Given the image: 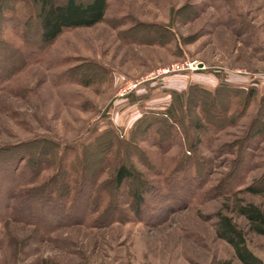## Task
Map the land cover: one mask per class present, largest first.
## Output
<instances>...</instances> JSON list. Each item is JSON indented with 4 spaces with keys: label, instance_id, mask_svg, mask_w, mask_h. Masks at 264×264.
<instances>
[{
    "label": "rangeland",
    "instance_id": "rangeland-1",
    "mask_svg": "<svg viewBox=\"0 0 264 264\" xmlns=\"http://www.w3.org/2000/svg\"><path fill=\"white\" fill-rule=\"evenodd\" d=\"M36 25L24 31L27 42L37 47H30L34 54L29 66L11 78L0 66V147L34 141L27 148L29 153L36 161L43 157L46 161L38 186L55 176L58 149L70 146L81 155L85 144L112 129L120 139L137 147L128 149L124 156L114 147L107 165L102 161L106 149L101 148L91 159L96 161L89 165L90 175L94 178L108 166L98 177L104 183L112 179L121 162H129L163 188L168 171L183 161L187 150L191 151L189 145L193 143L188 135L192 136L193 130L180 122L184 132L182 136L170 133L176 140L168 146L170 136L133 131L144 113L165 111L171 102L170 92H184L190 84L214 91L226 82L256 89L258 96L247 107L248 101L241 98L245 110L237 119L222 118V111L230 105L227 95L221 94L214 101L206 98L205 103L213 105L203 108L212 117L207 120L210 131H206L212 138H199V151L189 160V167L196 161V169H202L200 175L191 170L197 183L185 194L189 204L180 201L173 203L174 210L161 212L158 207L165 203L156 200L152 203L157 205V217L147 219L143 215L141 220V216H130V222L103 227L110 212L98 224L52 220L55 207L43 208L35 201L25 204V196L16 192L11 203L13 216L0 218V264H240L233 249L216 236L214 216L219 212L229 215L246 232L251 250L264 261V237L249 232L246 220L234 212L235 197L224 194L226 190L236 191L241 201L264 211V195L246 191L254 187L264 192V141L249 155L246 150L243 153L241 141L252 124V130L257 131L264 120L263 108L260 121L254 122L264 97V0H108L103 22L67 30L44 50H39L43 46L38 42L40 30ZM11 26L0 10V39L22 48ZM161 26L173 38L159 45L155 42ZM165 36L171 38L168 33ZM145 37L147 44L141 42ZM12 54L0 44V60L9 70L14 59L8 55ZM192 61L206 69L159 75L175 64ZM142 80L137 89L128 90L131 83ZM129 105L134 107L129 109ZM191 110L190 115L202 114L198 107ZM42 140L50 143L42 144ZM24 151L19 149V153ZM3 155L14 156L13 152ZM81 164L73 157L66 162L67 168L79 174ZM70 179L77 180V176ZM229 181L233 184L225 190ZM97 217H90V222Z\"/></svg>",
    "mask_w": 264,
    "mask_h": 264
},
{
    "label": "trees",
    "instance_id": "trees-1",
    "mask_svg": "<svg viewBox=\"0 0 264 264\" xmlns=\"http://www.w3.org/2000/svg\"><path fill=\"white\" fill-rule=\"evenodd\" d=\"M0 6L6 22L12 23L13 26L11 27L15 30V36L19 37L23 43H21V48L13 42L10 43L9 41H3L4 39L2 38L0 39V44H4L6 49H9L13 53L12 56H14L8 55L11 57L10 59H14L11 63V70L7 66L2 65L3 62L0 60V66L5 67V75L11 78L29 66L33 60L31 59V55L34 52L30 50L33 44L27 42L25 39L24 31L26 29L29 31L34 27V24H37L36 27L40 30L38 42L43 46L39 50H44L45 46L55 42L67 30L91 28L103 22L108 10V0H1ZM8 13L14 16L11 17ZM143 26L151 27L156 25L143 24ZM160 28L161 33L155 43L159 45L166 44L172 40L173 35L167 32L168 29L165 27L161 26ZM167 33L171 38L168 39L165 36ZM141 42L147 44L149 41L145 37ZM33 46L36 47L35 45ZM6 59L10 60L9 58ZM208 70L206 71L208 72ZM221 94L227 95L228 97H226L230 100L227 102V104H230L229 107L222 111V118L227 116V118L234 117V119L239 118L244 112L243 110H245L244 107L247 104L249 106L258 96L256 89L237 88L226 82H221L214 91L208 90L199 84H190L184 92L180 93L175 90L170 92L171 102L165 111L146 112L143 114L141 120L136 123V127L133 128L134 132L148 135L150 132L156 131L160 138H162V135L170 136L168 146H171L174 140H176V137L171 134L179 132L182 136L184 130L182 129L183 126L179 125L180 122L185 123L187 126L191 125L193 133L192 136L188 135L190 142L192 141L193 143L189 145L191 151L187 150L186 156L184 155L183 161L180 162L181 164L178 163L180 165L177 164L178 166L175 165L173 169L168 171L167 175L169 177H166L164 182L165 187L163 188L154 185V182L146 178L143 172L127 161V163L121 162L117 166L110 181L100 183L98 179V177H101L106 172L108 166L102 169L100 173H97L94 178L93 175H90L92 171L89 165L96 161V159L92 161L91 159L97 156L96 152L100 153L101 148L106 149L104 155H102V161L107 165V163H110V158L113 157L112 152L114 147L117 146L120 149L119 154L121 156H124L128 149L135 148L134 146L137 147V145H133L135 144L134 142L120 139L112 129L97 136L94 142L88 145L85 144L82 147L81 155H78L75 148L70 146L61 150L58 149V154L56 155L58 159L56 174L48 180V184H43V186L38 185L42 173L46 170V161L45 157L38 161L32 158L33 155L29 153L27 148L33 144V140L18 142L12 146L0 147L1 220L13 216L14 210L11 209V203L13 195L16 192H19L21 196H25V198L23 197L25 204L27 201H35L41 202L42 205L40 206L43 208L45 206V208L55 207V209L53 208L54 212L50 214L52 220H73L74 223L72 224L79 225L98 224L99 220L106 213L110 212L106 225L103 227L115 222H130V216H141V220H143V215H146L145 218L147 219L157 217V205L154 206L152 203L156 200L157 203H165L161 208L158 207V210L161 212L165 209L174 210V204L180 201L185 202V204L188 202L189 204L190 202L185 199V194L189 193L190 186L193 183H197L194 181L197 180V177L191 175V170L197 171L196 174L198 173L199 175L202 172L200 167H197L198 170L196 169V165H198L196 161L190 162L191 167H189V160H191V157L195 158L193 152L198 153L199 151L201 144L199 138L202 139L204 136L208 140L212 138V135L206 132L210 131L209 129L211 128L208 126L207 120L212 117L207 116L203 112V108L205 106L210 109L213 105H207L205 100H207L206 98H211L210 100L214 101L221 98ZM242 97L245 98L244 101H248L244 107L242 106L243 103L240 102ZM262 99L260 100L261 102L254 122L260 121V113L264 108ZM197 107L202 110V114H198L197 117L196 113L193 112L194 114L190 115L191 109L193 108L194 111ZM238 110L241 112L240 114ZM191 116L193 117L191 118ZM260 124L261 128L257 131L252 130L254 126L252 124L250 132L246 133L248 136L241 139V141H244L242 151L246 150V155H249L248 152L252 148H258V144L262 140L264 141V120ZM138 126H141L139 130L137 129ZM215 127L219 128L216 123ZM218 130L220 131L221 128ZM253 132L255 133L253 134ZM193 138H196L195 142H193ZM101 139L104 140L101 141ZM104 141L105 145L103 144ZM250 141L253 142L251 143ZM44 143L50 142L42 140V144ZM160 145L164 146L162 142ZM19 149H24L25 151L19 153ZM6 152H13L14 156L3 157V153ZM115 155L117 156L118 152ZM72 157L75 163L77 160H80L84 165L82 169L80 168V174L75 172V170H71L70 167L67 168L66 162ZM238 159L236 164L240 161ZM233 173H236L235 169ZM73 176H77V180H71L70 178ZM133 183L135 184V188L133 187ZM229 183L230 186L233 184L232 181H229L225 190L230 188ZM246 191L254 195H264V192L254 187H247ZM224 194H231V197H235L234 212L246 220L249 232L264 237V211L253 203L246 204L241 201L239 193L236 191L226 190ZM2 200L5 201L3 202ZM96 214H98V217L92 219L90 222V217ZM214 218L216 219L217 238L226 242L233 249L234 256L240 264H264V261L251 250L246 232L237 226L229 215L219 212Z\"/></svg>",
    "mask_w": 264,
    "mask_h": 264
},
{
    "label": "built area",
    "instance_id": "built-area-1",
    "mask_svg": "<svg viewBox=\"0 0 264 264\" xmlns=\"http://www.w3.org/2000/svg\"><path fill=\"white\" fill-rule=\"evenodd\" d=\"M202 63H199L197 61H192V62H186L183 64H175L169 68H166L163 72H160L159 75L161 76H170L174 75L175 73H188V72H197L200 71V65ZM206 69L205 66H203L202 70ZM143 83L142 81L139 82H133L128 86V90L132 91L134 89H137L139 85Z\"/></svg>",
    "mask_w": 264,
    "mask_h": 264
},
{
    "label": "crops",
    "instance_id": "crops-1",
    "mask_svg": "<svg viewBox=\"0 0 264 264\" xmlns=\"http://www.w3.org/2000/svg\"><path fill=\"white\" fill-rule=\"evenodd\" d=\"M139 103H141V102H139ZM139 103H137V104H139ZM129 107H130L129 109H131V108L134 107V106H133V105H129Z\"/></svg>",
    "mask_w": 264,
    "mask_h": 264
},
{
    "label": "water",
    "instance_id": "water-1",
    "mask_svg": "<svg viewBox=\"0 0 264 264\" xmlns=\"http://www.w3.org/2000/svg\"><path fill=\"white\" fill-rule=\"evenodd\" d=\"M203 66H204V65H203V64H201V65H200V68H202Z\"/></svg>",
    "mask_w": 264,
    "mask_h": 264
}]
</instances>
